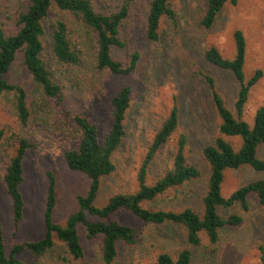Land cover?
<instances>
[{
  "label": "rangeland",
  "instance_id": "374dc122",
  "mask_svg": "<svg viewBox=\"0 0 264 264\" xmlns=\"http://www.w3.org/2000/svg\"><path fill=\"white\" fill-rule=\"evenodd\" d=\"M150 1H128L129 14L121 30L127 47L116 51L117 59L124 63L128 62L133 51L140 54L135 71L128 76H117L95 68L93 36L79 22H74L69 30L78 63L74 66L57 63L51 52L50 37V25L60 17L56 10L50 12L43 24L41 58L48 66L52 80L60 86V98L44 100L20 56L12 64L7 80L26 92L30 118L26 127L21 125L15 109L16 92L0 94V129L5 131L0 141V220L7 253L14 245L43 237L48 173L53 175L55 182L53 222L63 226L68 216L77 211L76 198L86 193L89 180L79 172L68 170L65 164L64 151L74 148L78 137L73 118L77 115L87 118L96 127L98 141L102 143L110 129L111 99L122 86H129L132 91L124 121L125 134L112 155L114 171L100 181L95 201L97 207L103 206L114 195L137 191L138 169L153 137L170 109L176 106L178 129L152 160L147 183L154 184L162 172L171 167L180 135L185 136L187 160L198 169L200 176L143 206L173 212L190 208L201 213L209 176L202 150L219 135L220 125L206 77L213 79L216 90L234 115L238 89L231 73L209 65L204 60V53L214 47L224 58L232 59L235 53L233 33L237 30L242 32L246 43L245 79L261 71L260 79L249 91L242 119L251 124L256 110L264 106V0H236L235 5L227 3L208 29L199 25L205 0H172L176 21L174 24L162 21L156 43L145 38ZM101 2L107 9L116 10V6L125 0ZM26 5L27 0H0V30L13 33L15 20ZM18 137L26 138L34 146L28 150L23 164L24 180L20 187L24 200L23 220L14 235L11 201L2 178ZM226 140L235 148L240 146L238 139ZM258 156L264 161V144L259 148ZM263 178L264 173L255 172L248 166L227 170L222 195L228 197L237 188ZM248 200V212H243L238 205L230 209L218 208L221 217L236 214L242 222L236 228L221 230L215 245H210L202 235L201 243L191 246L183 226L171 223L150 225L130 213L118 212L110 220L134 228L137 236L132 247L117 245V256L111 264H155L159 254L176 257L185 248L191 252V264H261L264 206L259 205L254 196ZM77 232L84 253L79 260H73L58 242L41 257L34 258L25 252L18 259L21 264H103L100 238L88 241L82 226L77 227Z\"/></svg>",
  "mask_w": 264,
  "mask_h": 264
},
{
  "label": "trees",
  "instance_id": "16d2710c",
  "mask_svg": "<svg viewBox=\"0 0 264 264\" xmlns=\"http://www.w3.org/2000/svg\"><path fill=\"white\" fill-rule=\"evenodd\" d=\"M128 1L117 5L116 10H111L107 9L101 0H27L26 7L15 20L14 32L7 34L0 30V94L16 92L15 109L22 126L26 127L30 118L27 95L23 88L7 80L11 66L18 56L21 57L32 81L40 88L44 100L60 98V86L52 80L51 72L41 58L44 49L43 24L50 12L56 10L60 14L50 25L51 52L57 63L63 66H74L78 63V54L69 30L74 22H79L93 36L96 50L95 68L117 76H128L135 71L140 59L138 51L129 55L127 63L116 57V51L127 47L121 30L129 14ZM227 3L235 5L236 0H205V9L199 25L210 28ZM163 20L173 24L176 21L172 0H151L145 20V38L148 42L159 41V29ZM233 40L235 53L232 59L224 58L214 47L204 53V60L209 65L231 73L238 89L234 115L216 90L213 79L206 77L211 102L220 119V125L219 135L202 150V156L209 168V176L206 192L202 197L201 213L198 214L190 208L173 212L143 206L168 190L182 187L200 176L198 169L187 160L185 136L180 135L171 167L164 170L154 184L147 183L148 168L152 160L178 129L179 112L176 106L170 109L162 127L153 137L138 169L137 191L132 194L114 195L103 206H95L100 181L114 171L112 155L119 148L125 134L124 121L130 107L132 91L129 86H122L111 99L110 129L102 143L98 141L96 127L87 118L80 115L73 118L78 137L75 147L64 151L65 164L68 170L79 172L89 180L86 193L76 198L77 211L68 216L63 226L53 222L56 205L55 182L53 175L48 173L43 237L34 242L14 245L7 253L0 220V264H21L18 257L25 252L34 258L41 257L57 242L64 246L73 260H79L84 253L77 232L78 226L84 228L88 241L100 238L102 263L111 264L117 256V245L132 247L137 236L134 228L110 220L118 212L130 213L137 220L150 225L171 223L183 226L186 229L187 242L191 246H198L202 235L210 245H215L221 230L236 228L242 222V218L236 214L221 217L218 208L230 209L238 205L243 212H248L250 196H254L258 204L264 206V178L237 188L228 197H224L221 192L227 170L248 166L255 172L264 173V161L258 156V150L264 144V106L256 110L251 124L242 119L249 91L260 79L261 71L258 70L251 78L245 79L243 68L246 43L242 32L235 31ZM4 136L5 131L0 129V141ZM226 138L238 139L240 146L235 148ZM33 146L26 138L18 137L2 178L11 201L14 235L23 220L24 200L20 191L24 180L23 164L28 150ZM90 218L92 220H89ZM259 259L261 264H264V251L261 248ZM155 264H191V252L185 248L176 257L162 253L157 256Z\"/></svg>",
  "mask_w": 264,
  "mask_h": 264
}]
</instances>
